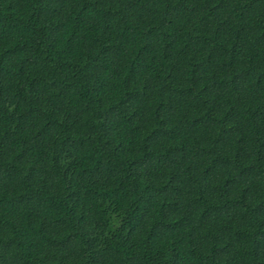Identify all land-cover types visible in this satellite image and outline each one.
<instances>
[{"label": "trees", "instance_id": "obj_1", "mask_svg": "<svg viewBox=\"0 0 264 264\" xmlns=\"http://www.w3.org/2000/svg\"><path fill=\"white\" fill-rule=\"evenodd\" d=\"M0 264H264V0H0Z\"/></svg>", "mask_w": 264, "mask_h": 264}]
</instances>
